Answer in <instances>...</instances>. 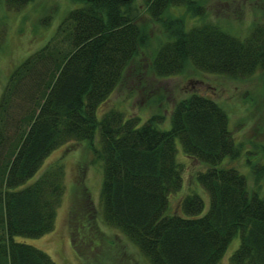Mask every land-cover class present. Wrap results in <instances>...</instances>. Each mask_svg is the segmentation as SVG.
<instances>
[{
    "label": "trees",
    "instance_id": "trees-1",
    "mask_svg": "<svg viewBox=\"0 0 264 264\" xmlns=\"http://www.w3.org/2000/svg\"><path fill=\"white\" fill-rule=\"evenodd\" d=\"M28 1L6 0L16 7ZM75 1L79 5L66 12L50 38L11 70L0 94V264H57L29 238L54 227L65 191L63 164L50 163L27 180L53 149L84 139L102 160L103 221L150 264H216L235 236L231 264H264V192L258 185L249 192L246 175L225 163L241 155L242 143L213 97L192 91L176 99L168 128L160 126L166 115L159 108L144 120L116 106L101 109L129 74L166 77L189 67L233 78L264 72V19L244 35L233 34L209 17L200 0H143L145 12L163 28L143 64L136 56L149 37L130 7L133 0ZM179 6L185 13L173 14ZM97 130L98 147L92 143ZM178 144L190 159L207 164L194 175L209 196L206 209L203 196L191 188L179 198L178 211H169L171 195L183 185ZM92 208L82 188L69 225L83 258V242L101 250L85 235Z\"/></svg>",
    "mask_w": 264,
    "mask_h": 264
},
{
    "label": "rangeland",
    "instance_id": "rangeland-1",
    "mask_svg": "<svg viewBox=\"0 0 264 264\" xmlns=\"http://www.w3.org/2000/svg\"><path fill=\"white\" fill-rule=\"evenodd\" d=\"M200 1L207 7L209 17L233 34L244 35L254 22L264 19V0ZM76 5L79 2L75 0H30L16 7L7 4L6 0H0V94L11 70L28 54L41 47L66 12ZM130 7L137 12V21L145 27L149 37V45L136 56L137 61L144 64L151 60L149 53L157 45L159 37L163 36V28L160 22L150 19L144 10L143 0H133ZM171 12L182 15L185 8L179 6ZM192 91L213 97L225 109L229 127L237 141L242 143L241 155L233 159L226 158L225 163L246 175L249 192L257 185L260 192H264V72L261 70L243 78L200 72L190 67L182 73L166 77H157L150 72L129 74L101 104V109L116 106L127 114H139L144 120L159 108L166 115L160 126L168 128L173 102ZM159 97H162L160 104ZM16 113L17 110L14 115ZM98 137L97 130L92 140L97 147ZM246 155L251 158L249 164ZM177 158L182 164L183 185L171 195L169 211H178L179 198L191 188L203 196L206 209L209 196L194 175L207 167V164L190 159L183 153L180 144ZM57 160L64 167L65 191L57 208L54 227L41 236L29 238V241L46 249L57 264H150L117 228L102 219L99 200L102 160L94 157L90 141L71 140L53 149L27 182L33 181L48 164ZM252 165L258 167L256 172ZM255 175L260 176L259 179ZM82 188L89 192L95 207L86 212L88 228L85 235L97 240L101 246V250L97 246L88 249L83 242L81 245L86 251L85 258L79 255L71 242L69 225L72 203L74 199L81 200ZM78 226L79 223L76 229ZM238 242L239 236H235L216 264H231L230 254ZM99 251L105 252V255H101V259L96 262L94 259Z\"/></svg>",
    "mask_w": 264,
    "mask_h": 264
}]
</instances>
